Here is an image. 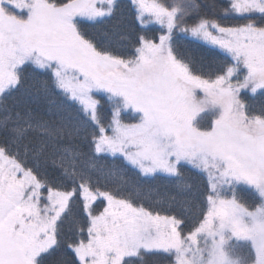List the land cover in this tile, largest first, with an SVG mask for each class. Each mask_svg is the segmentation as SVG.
I'll return each mask as SVG.
<instances>
[{"label":"snow or ice","instance_id":"snow-or-ice-1","mask_svg":"<svg viewBox=\"0 0 264 264\" xmlns=\"http://www.w3.org/2000/svg\"><path fill=\"white\" fill-rule=\"evenodd\" d=\"M57 256L264 264V0H0V264Z\"/></svg>","mask_w":264,"mask_h":264},{"label":"trees","instance_id":"trees-1","mask_svg":"<svg viewBox=\"0 0 264 264\" xmlns=\"http://www.w3.org/2000/svg\"><path fill=\"white\" fill-rule=\"evenodd\" d=\"M124 2L126 3L127 2V0H124ZM169 2H171V0H169ZM151 27H153V28H158L159 26H151ZM158 34V33H157ZM193 54L195 55L196 53L195 52H193ZM259 102V101H258ZM165 191H167V189L166 188H164L163 186H161L160 187V192L161 193H164ZM239 195L241 196V197H243V198H248L247 197V193H245V192H240L239 193ZM144 203L146 204V205H151L152 207H155L156 206V203H155V200L153 199V198H149V199H147V200H145L144 201ZM76 211L78 212L79 211V205H77L76 206ZM66 227H71V222L69 221V223L66 225ZM58 259V256L57 257H53L52 258V260H51V262H50V264H56V260Z\"/></svg>","mask_w":264,"mask_h":264},{"label":"rangeland","instance_id":"rangeland-1","mask_svg":"<svg viewBox=\"0 0 264 264\" xmlns=\"http://www.w3.org/2000/svg\"><path fill=\"white\" fill-rule=\"evenodd\" d=\"M153 26H156L157 27L158 25H153Z\"/></svg>","mask_w":264,"mask_h":264}]
</instances>
